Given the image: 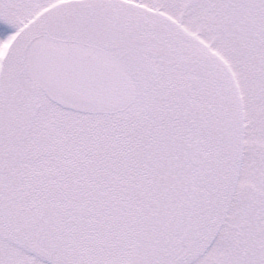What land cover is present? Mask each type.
I'll list each match as a JSON object with an SVG mask.
<instances>
[{
    "label": "snow or ice",
    "instance_id": "obj_1",
    "mask_svg": "<svg viewBox=\"0 0 264 264\" xmlns=\"http://www.w3.org/2000/svg\"><path fill=\"white\" fill-rule=\"evenodd\" d=\"M0 264H264V0H0Z\"/></svg>",
    "mask_w": 264,
    "mask_h": 264
}]
</instances>
